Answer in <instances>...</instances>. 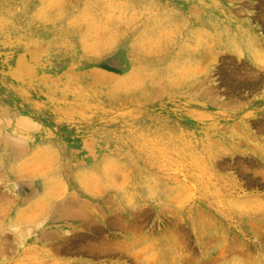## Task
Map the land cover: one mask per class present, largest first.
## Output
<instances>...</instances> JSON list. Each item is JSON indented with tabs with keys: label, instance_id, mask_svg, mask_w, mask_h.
I'll return each mask as SVG.
<instances>
[{
	"label": "rangeland",
	"instance_id": "1",
	"mask_svg": "<svg viewBox=\"0 0 264 264\" xmlns=\"http://www.w3.org/2000/svg\"><path fill=\"white\" fill-rule=\"evenodd\" d=\"M262 62L264 0H0V264H264Z\"/></svg>",
	"mask_w": 264,
	"mask_h": 264
},
{
	"label": "bare ground",
	"instance_id": "2",
	"mask_svg": "<svg viewBox=\"0 0 264 264\" xmlns=\"http://www.w3.org/2000/svg\"><path fill=\"white\" fill-rule=\"evenodd\" d=\"M256 41H257V40H256ZM256 57H258V56H256ZM259 58H260V57H259ZM253 62H255V61H253ZM257 62H258V61L256 60V63H257ZM260 62H261V61H260ZM260 62H258V63H260ZM254 65H255V63H254ZM262 65H264L263 62H262ZM260 67H261L262 69H264V68H263L264 66H263V67L260 66ZM251 68H252V67H251ZM254 69H255V68H254ZM256 70H257V69H256ZM256 70H255V71H256ZM259 70H260V68H259ZM260 71H261V70H260ZM260 71H259V72H260ZM263 73H264V72H263ZM255 87H256V86H255Z\"/></svg>",
	"mask_w": 264,
	"mask_h": 264
}]
</instances>
